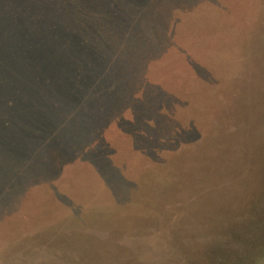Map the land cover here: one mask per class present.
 Listing matches in <instances>:
<instances>
[{
  "label": "rangeland",
  "instance_id": "1",
  "mask_svg": "<svg viewBox=\"0 0 264 264\" xmlns=\"http://www.w3.org/2000/svg\"><path fill=\"white\" fill-rule=\"evenodd\" d=\"M42 14L0 0V264H264V0H114L116 49L130 41L145 65L175 50L139 80L186 103L141 113L105 106L118 77L86 53L72 62ZM182 116L201 135L129 147L149 142L139 120L158 137Z\"/></svg>",
  "mask_w": 264,
  "mask_h": 264
},
{
  "label": "trees",
  "instance_id": "2",
  "mask_svg": "<svg viewBox=\"0 0 264 264\" xmlns=\"http://www.w3.org/2000/svg\"><path fill=\"white\" fill-rule=\"evenodd\" d=\"M33 9L40 11V13H44L43 18H47L50 21L54 22V25L57 27V33L58 36H65L66 39L70 44H68V47L71 49L73 55L72 62L75 61V57L86 53L88 54V57L91 59H94L98 61V63H102L106 61L108 65L106 66L107 73H110V76L114 78V76L118 77L117 83V92L115 94V98L108 97L106 99L105 106H112V108H120L126 103H129V105H132L134 109H130L132 112H138L141 113L144 108L148 107L150 103L156 102L160 103L162 100L166 103L172 102L174 97H178L180 102L186 103V100L182 97H180L177 93L174 92V90L166 89L160 86V89L155 90H149L148 86L150 84H156L153 82V79L150 78H143L140 79L144 70L151 69L152 66L156 63H158L160 60H162L166 55L173 51L175 52L174 48H168L166 53L163 57H161L156 62L150 63L148 65H145L141 62H139L137 57V52L132 51V43L130 41H123V44L120 46L121 49H116V42H112L110 39H117L113 36V32L110 29H103V27H106V25L110 24H117L118 20H116V16H113L109 14V11H111V8L114 4V0H103L104 6L94 9V8H83V4L80 3L82 0H31ZM101 0H94V2H98ZM110 1V2H109ZM227 10L226 4L221 6L220 9ZM43 15V14H42ZM47 16V17H46ZM143 18H141V21L143 23V20L145 21L146 16L145 13H142L141 15ZM163 19L169 18L166 14L162 16ZM143 19V20H142ZM105 20V22H103ZM102 21V23H101ZM108 21V23H106ZM52 23V22H50ZM105 23V24H104ZM110 26V25H109ZM101 27V28H100ZM108 27V26H107ZM152 29H156L155 23L151 24L150 26ZM100 29L105 33L102 35ZM130 32V33H129ZM130 34L131 40H136L139 34V30L135 28H130V31L126 32V35L128 36ZM133 38V39H132ZM60 42L64 43L65 40H58L55 43ZM60 45H57V50H60ZM171 49V50H170ZM170 50V51H169ZM130 69L126 71H123L121 69ZM202 70L205 72V69ZM120 69V70H119ZM203 82V81H202ZM211 82L210 84H212ZM157 85V84H156ZM163 88V89H162ZM102 114V113H100ZM99 115V113H97ZM110 118V117H108ZM190 119H184L182 116V120L180 122L179 130L173 131V130H167L163 132L160 136L155 137L151 133V129L155 126V121L148 122L144 120H139L137 122L138 128L141 130V127H145L146 130L149 132V135L147 139L149 142L143 143L142 140H139V144H135L134 140L139 135H133L130 140H127L129 143L130 148H149L153 145L160 146L165 142L163 140V136L167 134V132H172L173 134H185L186 130H195L201 135L202 128L194 125L192 122H187ZM123 121L126 123V126L129 128V119H123ZM228 121L227 119H222L216 121V126H220V123ZM115 124L118 127V133L117 135H120L122 137H125L126 129L120 127L117 124V121H115ZM248 130V128H247ZM102 132H104L103 138L101 140V145L105 147L106 150H110L109 153L111 155V150L114 148V143H110L109 140H107V135H105L106 129H101ZM219 131H222L219 127ZM246 132V131H245ZM140 137V136H139ZM141 138V137H140ZM114 141V138L111 136V139ZM171 141V140H169ZM185 144L187 142L184 141ZM117 146V145H116ZM154 146V147H155ZM181 148H191L187 147L186 145H183ZM65 160L71 161L75 154L72 153H66L65 154ZM68 155V156H67ZM114 156V155H111ZM63 157V156H62ZM60 161V158L56 159V161ZM56 165H58L56 163ZM264 247V243H263ZM264 255V248L262 251ZM239 256V255H238ZM235 257V256H233ZM233 257L228 260L229 264H235L233 261ZM260 258V257H259ZM257 257H254L256 259L255 261H258ZM253 260V259H252ZM203 261V260H200ZM253 262L254 261H250Z\"/></svg>",
  "mask_w": 264,
  "mask_h": 264
}]
</instances>
